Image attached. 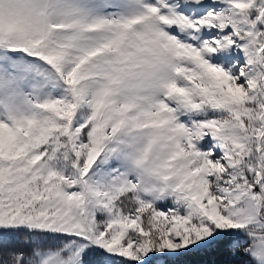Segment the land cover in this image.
Masks as SVG:
<instances>
[{
  "label": "snow or ice",
  "instance_id": "obj_1",
  "mask_svg": "<svg viewBox=\"0 0 264 264\" xmlns=\"http://www.w3.org/2000/svg\"><path fill=\"white\" fill-rule=\"evenodd\" d=\"M0 264H264V0H0Z\"/></svg>",
  "mask_w": 264,
  "mask_h": 264
}]
</instances>
